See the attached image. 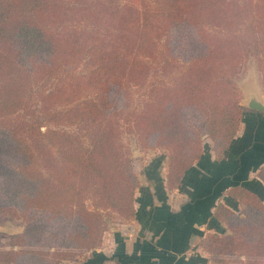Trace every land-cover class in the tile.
<instances>
[{
  "label": "trees",
  "instance_id": "obj_1",
  "mask_svg": "<svg viewBox=\"0 0 264 264\" xmlns=\"http://www.w3.org/2000/svg\"><path fill=\"white\" fill-rule=\"evenodd\" d=\"M248 57L264 84V0H0V223H26L10 249L0 233V264H59L103 244L107 215L134 219L125 133L169 152L170 186L204 139L226 151L249 112L234 82ZM231 197L243 210L217 211L230 234L202 246L264 264V200Z\"/></svg>",
  "mask_w": 264,
  "mask_h": 264
},
{
  "label": "crops",
  "instance_id": "obj_2",
  "mask_svg": "<svg viewBox=\"0 0 264 264\" xmlns=\"http://www.w3.org/2000/svg\"><path fill=\"white\" fill-rule=\"evenodd\" d=\"M248 111L230 147L218 152L208 140L209 149L179 184L170 186L169 164L145 165L134 219L112 226L103 245L74 264H211L202 242L208 234L228 233L218 209L243 210L232 189L243 187L264 200V112Z\"/></svg>",
  "mask_w": 264,
  "mask_h": 264
},
{
  "label": "rangeland",
  "instance_id": "obj_3",
  "mask_svg": "<svg viewBox=\"0 0 264 264\" xmlns=\"http://www.w3.org/2000/svg\"><path fill=\"white\" fill-rule=\"evenodd\" d=\"M234 82L237 85L238 89L240 90L241 102L242 101L246 102L247 100H249L248 98L251 96L257 97L259 100L264 101L263 78H262V75L259 71L257 62L254 57H248L242 61L241 65L239 66L238 73L234 77ZM124 139H125V142L128 143V146L130 147L133 169L137 176H138V173L139 174L142 173V170L144 169V167H146L145 165L149 164L150 162L159 161L158 163H160V161H163L165 165L170 163V160H169L170 154L167 150L155 149V148L154 149L153 148H148V149L142 148L139 145L137 137L133 134L125 133ZM207 141L208 139L207 140L204 139V147L206 149H209L210 146H209V142ZM139 181H140V178H139ZM123 222L125 221L122 220L115 213H111L110 215H107L105 217L106 232L104 234L103 242L105 240L106 234L109 231V229L112 226L118 225ZM25 228H26V223H25V220H23L22 218L15 217L10 214L5 216L0 223V233L4 235L2 240H3V244H5L6 246L3 249H10L11 247H9V243L14 242L10 238L13 236L23 235V233L25 232ZM222 233H220V235ZM227 234H230L229 230ZM102 245L103 244H101L99 247H101ZM43 250L49 251L53 249L43 248ZM62 251L63 253L64 252L69 253L70 256L69 258L64 259L61 262H59V264H65L68 262L70 264L77 263L79 261H82L84 257L88 254V252H90L88 250H62ZM209 260L211 264H249L250 258L210 254ZM220 260H222L223 263H219Z\"/></svg>",
  "mask_w": 264,
  "mask_h": 264
},
{
  "label": "water",
  "instance_id": "obj_4",
  "mask_svg": "<svg viewBox=\"0 0 264 264\" xmlns=\"http://www.w3.org/2000/svg\"><path fill=\"white\" fill-rule=\"evenodd\" d=\"M246 102H241V104L251 111L264 112V101L259 100L257 97H249Z\"/></svg>",
  "mask_w": 264,
  "mask_h": 264
}]
</instances>
